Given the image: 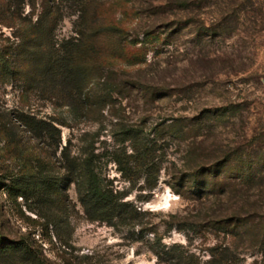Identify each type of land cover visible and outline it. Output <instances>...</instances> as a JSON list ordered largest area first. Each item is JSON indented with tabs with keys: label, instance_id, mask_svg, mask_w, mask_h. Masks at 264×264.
<instances>
[{
	"label": "rangeland",
	"instance_id": "1",
	"mask_svg": "<svg viewBox=\"0 0 264 264\" xmlns=\"http://www.w3.org/2000/svg\"><path fill=\"white\" fill-rule=\"evenodd\" d=\"M36 1L33 22L43 12ZM74 7L63 2L61 18L28 33L0 10V47L15 55L23 41L22 56L37 53L24 59L35 65L26 77L0 78V122L25 111L57 127L36 141L14 125L19 148L0 134L2 264H205L226 246L233 264H264V245H253L264 227V179L234 187L221 173L223 185L201 197L171 187L201 159L264 152V0H111L105 16L125 28L103 71L114 90L101 93L95 81L89 97L47 75L39 51L75 36ZM25 151L34 152L27 169ZM86 159L127 202L121 214H103L70 177ZM249 214L251 233L229 232L225 224Z\"/></svg>",
	"mask_w": 264,
	"mask_h": 264
},
{
	"label": "trees",
	"instance_id": "2",
	"mask_svg": "<svg viewBox=\"0 0 264 264\" xmlns=\"http://www.w3.org/2000/svg\"><path fill=\"white\" fill-rule=\"evenodd\" d=\"M67 1L69 0H43V12L36 17L34 22L31 17H33L37 10L38 4L36 0H1L0 10L6 8L7 11H10L14 21L18 22L19 27L25 33H28V31L42 28L46 20L52 19L56 22L59 17L61 18V6L63 2ZM70 1H73L74 8H76L77 12L74 23L75 36L67 39L59 47H56V44H52L48 51L44 48L39 50L43 55V69L51 77L61 75L66 81L72 83V90L78 91L80 97L85 93H87L86 96H90V92L86 91L95 81H97L96 85L101 89V93L112 94L114 89L109 85L105 75H103L106 66L105 60L110 45L112 44L117 47L115 44L117 42L115 36H121L125 28L120 21L108 20L106 18L104 11L111 0ZM25 5L30 6L31 10L23 15ZM29 14L30 18L27 16ZM137 43L138 41L133 42L134 45ZM23 45V41L21 43L18 42L15 47V55L10 56H8L9 51L6 47H0V78L26 77L31 72L30 69L35 67L32 61L26 62L24 59L27 57L34 60L37 53L33 51L28 56H22L20 49ZM35 75L36 73L34 72ZM14 125L21 126L36 141L52 138L54 131H57L55 124L38 119L34 114L20 111L15 116L14 123L11 120L8 122L5 120L0 122V134L5 137L7 147L10 148H19L17 140L21 131L15 130ZM186 134L187 132L184 131L183 137ZM189 151L192 153L194 147H191ZM25 152L28 153L24 156L21 154L19 157L23 161V169H27L28 162L31 161L30 159L34 154V152ZM250 156L239 149H235L232 151L229 150L224 153L223 157L215 161L201 159L197 165H189L187 169L177 175L171 187L181 196L184 195V190H187L201 197L205 194L207 195L212 190L214 191L216 186L223 185L219 183L221 173H225L229 176L228 178L235 180L232 183L234 187L238 183L248 187L260 186L264 179V152L261 154V151H259L256 159H252ZM27 171L30 170L28 169ZM28 175L29 177L34 176L32 172L28 173ZM69 175L73 181L85 183L87 195L103 207V212L105 210L103 214L107 211L111 214L113 210L121 214L123 208L127 207V202L120 201L113 190L107 189L102 184L100 174L96 171L91 159H86L80 166L73 165L70 167ZM15 178L13 177L12 179L14 180ZM22 178L23 180L26 179V174ZM19 183L20 179H18L17 184ZM253 218L249 214L244 219H240L239 222H234L232 225L227 223L225 226H229L228 230L232 234H235L237 232L236 230L239 229H244L251 233L256 228ZM223 222L226 223L225 221ZM254 237L257 239L256 243L253 244L254 246L264 245V227ZM1 250L2 247L0 245ZM231 251V248L226 246L224 248V254L220 253L218 255L214 252L210 260L205 264H233L229 255H227V253L231 254ZM0 264H2L1 261Z\"/></svg>",
	"mask_w": 264,
	"mask_h": 264
}]
</instances>
